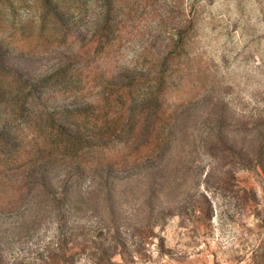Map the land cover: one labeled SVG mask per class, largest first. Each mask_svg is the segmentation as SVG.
I'll use <instances>...</instances> for the list:
<instances>
[{"label":"rangeland","instance_id":"1","mask_svg":"<svg viewBox=\"0 0 264 264\" xmlns=\"http://www.w3.org/2000/svg\"><path fill=\"white\" fill-rule=\"evenodd\" d=\"M105 6L83 0L76 43L40 49L16 33L36 21L37 0H0V65L31 78L67 63L92 70L82 93L40 95L58 111L96 102L105 83L152 78L170 55L168 147L138 165L85 164L66 181V163L52 165L51 185L33 173L22 197L0 203V264H264V0H113L129 12L122 44L94 57ZM10 113L0 107V127ZM13 124L34 140L31 124ZM127 141L116 137L106 154Z\"/></svg>","mask_w":264,"mask_h":264},{"label":"trees","instance_id":"2","mask_svg":"<svg viewBox=\"0 0 264 264\" xmlns=\"http://www.w3.org/2000/svg\"><path fill=\"white\" fill-rule=\"evenodd\" d=\"M106 1L90 47L94 57L105 58L121 46V19L129 13L122 14L112 6L113 0ZM82 3L83 0H37L36 21L16 33L29 48L49 49L76 43L74 15ZM169 59L170 55L160 61V70L152 78L127 77L105 83L104 95L96 102L82 101L58 111L40 106V95L50 86L82 93L92 70L67 63L50 74L31 78L0 65V107L11 110L0 127V203L9 200L12 204L22 197L28 187L36 184L30 181L33 173L51 185L47 170L52 165L66 163L62 178L66 181L77 173H86L85 164L92 165V170H103L104 166L138 165L160 156L168 147L173 123V112L166 104ZM16 120L32 125L36 132L34 140L25 142L14 133ZM123 135L128 137L125 152L107 155L105 146ZM19 174L23 178L21 183L8 180L10 175Z\"/></svg>","mask_w":264,"mask_h":264}]
</instances>
